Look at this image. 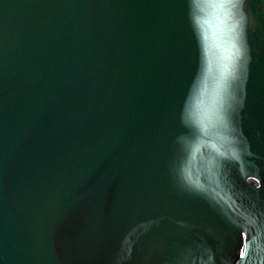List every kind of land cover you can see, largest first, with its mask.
Here are the masks:
<instances>
[{"label":"water","instance_id":"95a60500","mask_svg":"<svg viewBox=\"0 0 264 264\" xmlns=\"http://www.w3.org/2000/svg\"><path fill=\"white\" fill-rule=\"evenodd\" d=\"M211 3L0 0V264H264V0Z\"/></svg>","mask_w":264,"mask_h":264},{"label":"snow or ice","instance_id":"6c2138e0","mask_svg":"<svg viewBox=\"0 0 264 264\" xmlns=\"http://www.w3.org/2000/svg\"><path fill=\"white\" fill-rule=\"evenodd\" d=\"M245 3V0H212V3L209 5L218 15H221L225 18L232 19L234 18ZM236 28H239V23L234 26L233 31L235 32ZM239 37V33H236V38ZM235 48L234 56L238 57L240 54V49L233 45ZM239 255L241 258L245 256L244 249L241 247L239 249Z\"/></svg>","mask_w":264,"mask_h":264}]
</instances>
